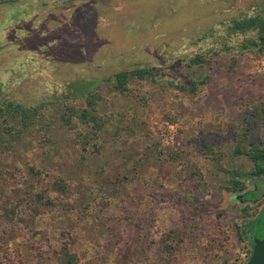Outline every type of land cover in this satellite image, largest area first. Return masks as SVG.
Returning a JSON list of instances; mask_svg holds the SVG:
<instances>
[{"label": "rangeland", "instance_id": "rangeland-1", "mask_svg": "<svg viewBox=\"0 0 264 264\" xmlns=\"http://www.w3.org/2000/svg\"><path fill=\"white\" fill-rule=\"evenodd\" d=\"M260 5L264 7V0H0V105L47 103L44 122L50 125L49 132H42L45 123L38 121L18 145L15 138L4 141L0 135V183L6 169H20L26 177L29 167H35L47 171L49 180L59 175L73 179L78 197L74 211L31 218L30 229H78L76 247L86 253L87 264H152L150 250L140 241L182 227L193 229L198 238L186 241L178 264L248 261L252 243L250 238L243 243L236 238L235 225L242 229L247 222L250 229L263 212L264 200L247 206L246 217L241 211L245 206L237 199L243 192H227L226 186L235 171L245 178L251 174V163L231 154L247 127L249 142L264 147V116L256 108L264 106V54L224 53L217 28L233 18L255 15ZM200 54L208 62L191 66V58ZM233 59L244 73L237 75L241 82L227 79L225 70ZM136 67H154L160 75L146 108L111 91L116 74ZM211 67V73L220 74L199 87L196 98L202 100L189 107L174 105L179 91H165V86L169 82L189 86ZM89 93L100 98L101 114L112 115L113 121L92 135L83 151L75 143L92 129L74 118L75 128L69 131L62 120L63 104L85 108L84 95ZM240 96L245 105L238 102ZM181 97L190 98L188 93ZM170 114L174 121L166 119ZM245 117L252 119L251 126ZM199 139L221 160L197 154L194 143ZM180 148L210 185L212 194L207 197L212 206L200 215L185 202L175 176L178 167L170 173L169 168L160 171ZM143 158L146 166L140 168ZM15 182L0 197V245L5 251L0 264H35L33 237L3 218L5 206L23 195L21 182ZM259 189L260 195L264 193V181ZM85 207L88 215L79 219ZM253 232L256 239L264 237V215ZM137 248L150 257L148 262L139 260Z\"/></svg>", "mask_w": 264, "mask_h": 264}, {"label": "trees", "instance_id": "trees-1", "mask_svg": "<svg viewBox=\"0 0 264 264\" xmlns=\"http://www.w3.org/2000/svg\"><path fill=\"white\" fill-rule=\"evenodd\" d=\"M260 11L256 12L255 15L233 18L228 23H221L220 27L217 28L221 31V38L225 47L224 53L228 52H237L244 53L245 51H255L259 55L264 54V7L257 6ZM238 45H241V49H237ZM221 51V52H223ZM218 53H214L217 55ZM191 66L206 64L207 58L205 55H196L191 58ZM242 66V65H241ZM205 75L201 74L197 79L191 81L189 86L183 84H178L175 82H169L164 90L168 91L170 89H176L179 91L180 95H177L173 98V104L183 108V105L186 107L191 106L196 101H201L202 98L198 97V89L200 86L209 85L212 80L216 78V74L211 73L213 67L209 68ZM227 79L230 82L237 81L241 82L242 80L237 75L243 76V71H241L240 63L237 59H233L230 67L225 70ZM160 75L158 69L154 67H142V68H133L128 71H123L114 76L115 85L112 87V92L114 95H120L128 100H133L141 108H146L149 105V102L152 98L155 97V90L152 85L156 82H159ZM110 81V80H109ZM245 82L249 79H245ZM236 88H241V84H236ZM189 94V102L181 97V94ZM86 101V107L78 109L75 106H70L67 103L63 108L65 112L63 114L62 120L64 121L65 127H68L69 131H73L75 126L72 123L74 118H77L82 124L91 127L92 134H81L75 143L80 145L83 151H87L88 145L91 143V137L96 136L104 131V128L111 124L113 116L110 114H101L98 105V98L94 93H89L84 95ZM206 96V95H204ZM67 99V98H65ZM240 104H244L243 98L240 96L237 98ZM264 105L263 99L261 100ZM186 102H188L186 104ZM173 105V106H174ZM47 103H41L34 106H24L22 104L15 103L13 101L5 102L3 105H0V135L1 138H4V141H7L10 137L15 138V144L18 145L19 140H22L23 135L31 134L29 133L35 126L37 122L41 121V124L47 121ZM257 110L260 108V116H264V106L256 107ZM250 110V109H249ZM252 117L254 113H251ZM174 115V114H173ZM173 115H167V120L174 121L175 118ZM177 116V115H176ZM251 117V118H252ZM252 125V119L245 117ZM142 125L146 124L144 121ZM200 127H202V121H198ZM42 132L48 131L50 128L49 123L41 125ZM46 128V129H43ZM230 128L233 129V124H230ZM118 129L116 130V132ZM249 128H246L245 133H242V136L238 138L236 147L231 151L233 157H242L246 161L250 162L252 165L251 174L247 175L246 178H254L255 188L252 191V197H257L260 194L259 186L264 181V147L259 146L254 142H249V134L247 133ZM6 136V137H5ZM2 138V139H3ZM46 143L50 142L49 137ZM3 143V142H2ZM0 142V146L2 145ZM194 148L196 153L206 156L208 160L220 161L221 155L214 151V148L205 144L203 146V140L199 139ZM204 147V148H203ZM203 148V149H202ZM204 150V151H203ZM183 148H180L178 151L171 153L169 159L166 160L165 164H162L160 171H166L167 168L170 169L169 173L173 171L174 167H178L175 172V176L178 178V186L180 188L182 195L185 198V202L193 207L192 210L194 214H199L200 212H206L208 209H211V201L207 196H211L210 185L206 180V175L199 168L195 162L186 156ZM186 156V157H184ZM178 158H181L178 161ZM183 158V160H182ZM150 159L147 158L146 162ZM140 168L146 166L144 164V158L139 163ZM172 170V171H171ZM242 170V169H241ZM28 174L24 177V173H21L20 169L17 168L13 170H4V175L0 183V197L4 193V188L10 186L11 183H20V190H22L23 195L17 200L12 201L9 205L5 206L3 210V218L6 224L15 225L23 234L28 238L32 236V244H35L34 257L32 261H35V264H87L86 263V253L82 251L79 247H76L79 244V240L76 237L75 233L79 230L74 229H46L44 231H33L30 229V220L31 218H40V217H49L53 215L58 210H67L69 212L74 211L77 208V199L76 193L74 191L75 182L73 179L64 176H55L53 180H49V175L47 171L37 170L35 167H29ZM20 177V179L18 178ZM244 173L241 171H235L233 179L226 186L227 192H244L247 188L246 178ZM253 180V179H252ZM9 183V184H8ZM38 184L41 186L40 189H37ZM244 197V195H242ZM76 202V204H75ZM125 206V205H124ZM123 206V207H124ZM89 207H85L84 211H79V219L85 218L88 213ZM249 207L244 210L241 209L245 216H247ZM127 213H129L127 211ZM200 215V214H199ZM264 215V211L257 217V220L253 223H250V233H247L246 223H244L243 228L239 225H235V236L242 243L246 241V238H250L252 243V248L249 251V257L253 254L254 240L252 241L251 237L256 238V232H253L254 227L256 228L259 224L260 217ZM220 216V214H219ZM245 226V227H244ZM73 227V226H72ZM245 228V229H244ZM193 229L189 228H172L169 231L161 233L158 239H151L147 242L140 241L142 248H147L150 250V253L153 258L152 264H178L180 254L182 252L183 246L188 239L193 243L195 242L193 238H198L192 233ZM254 233V234H253ZM196 234V233H195ZM116 238L120 240V233L118 229L115 232ZM122 236V235H121ZM258 238V237H257ZM139 247V248H141ZM103 252V250H100ZM137 252V253H136ZM4 249L0 245V260L4 258ZM135 253L139 255L140 261L148 262V255H141L138 253V248L135 250ZM3 254V255H2ZM2 255V256H1ZM118 255H120L118 253ZM101 257V256H100ZM3 262V261H1ZM2 264V263H1ZM33 264V263H32ZM232 264H244V261L239 260Z\"/></svg>", "mask_w": 264, "mask_h": 264}, {"label": "flooded vegetation", "instance_id": "flooded-vegetation-1", "mask_svg": "<svg viewBox=\"0 0 264 264\" xmlns=\"http://www.w3.org/2000/svg\"><path fill=\"white\" fill-rule=\"evenodd\" d=\"M252 179H251V177H250V179L246 178L247 186L248 187L251 186V187H250L249 190L247 188L244 190V192L242 194V195H244V197H242V196L237 197L239 202H241L245 206V208H247V206H249V205L250 206H257V205L261 204L263 202V200H264V193H262L261 195L260 194L257 195V197H255V198H253V197L249 198L250 196H252V191L255 188V185L253 183L254 178H252ZM263 211H264V209H263ZM247 233L251 234L250 233V229H247ZM251 238H252V241H253L254 237H251Z\"/></svg>", "mask_w": 264, "mask_h": 264}, {"label": "water", "instance_id": "water-1", "mask_svg": "<svg viewBox=\"0 0 264 264\" xmlns=\"http://www.w3.org/2000/svg\"><path fill=\"white\" fill-rule=\"evenodd\" d=\"M244 264H264V237L254 238L253 254Z\"/></svg>", "mask_w": 264, "mask_h": 264}, {"label": "built area", "instance_id": "built-area-1", "mask_svg": "<svg viewBox=\"0 0 264 264\" xmlns=\"http://www.w3.org/2000/svg\"><path fill=\"white\" fill-rule=\"evenodd\" d=\"M262 65L264 66V62L262 63Z\"/></svg>", "mask_w": 264, "mask_h": 264}]
</instances>
